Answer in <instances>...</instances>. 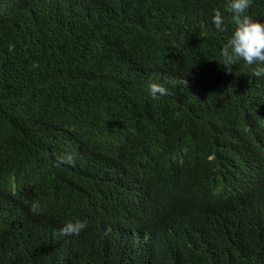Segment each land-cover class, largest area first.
Listing matches in <instances>:
<instances>
[{"label":"trees","instance_id":"16d2710c","mask_svg":"<svg viewBox=\"0 0 264 264\" xmlns=\"http://www.w3.org/2000/svg\"><path fill=\"white\" fill-rule=\"evenodd\" d=\"M228 7L0 0V264H264V65L223 66Z\"/></svg>","mask_w":264,"mask_h":264},{"label":"clouds","instance_id":"9594fccd","mask_svg":"<svg viewBox=\"0 0 264 264\" xmlns=\"http://www.w3.org/2000/svg\"><path fill=\"white\" fill-rule=\"evenodd\" d=\"M253 0H229L228 12L232 14L234 29L224 45L221 55L223 57V66L230 71L235 61H243L248 66L255 64L264 65V23L254 20L245 15L246 10L251 6ZM213 25L218 32H224V15L219 10H214ZM35 67V65H34ZM257 77H264V72L254 73ZM186 81L184 85L186 86ZM149 95L153 100H158L161 96L168 95V90L160 84H152L149 87ZM75 159L71 154H65L57 157L56 165L74 166ZM40 202L34 201L31 205V211L38 213ZM64 223V222H63ZM99 228L105 226L99 222ZM88 227L87 221H70L64 223L60 229L63 237L79 236ZM111 227V225H109Z\"/></svg>","mask_w":264,"mask_h":264}]
</instances>
